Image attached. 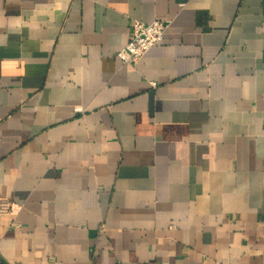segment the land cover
<instances>
[{"label":"crops","instance_id":"0c3cea01","mask_svg":"<svg viewBox=\"0 0 264 264\" xmlns=\"http://www.w3.org/2000/svg\"><path fill=\"white\" fill-rule=\"evenodd\" d=\"M0 264H264V0H0Z\"/></svg>","mask_w":264,"mask_h":264},{"label":"built area","instance_id":"2783aa9c","mask_svg":"<svg viewBox=\"0 0 264 264\" xmlns=\"http://www.w3.org/2000/svg\"><path fill=\"white\" fill-rule=\"evenodd\" d=\"M170 24V19H155L151 22L133 19L130 40L125 47L118 51V57L124 63L136 64L156 43L163 40ZM4 207L12 212L15 210V206L10 203L3 202L2 209Z\"/></svg>","mask_w":264,"mask_h":264}]
</instances>
